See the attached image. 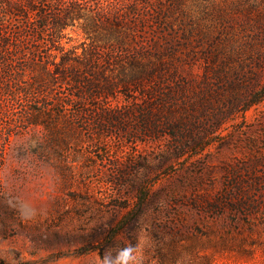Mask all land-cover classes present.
<instances>
[{
    "label": "rangeland",
    "instance_id": "1",
    "mask_svg": "<svg viewBox=\"0 0 264 264\" xmlns=\"http://www.w3.org/2000/svg\"><path fill=\"white\" fill-rule=\"evenodd\" d=\"M27 1L0 0L6 33L24 26L12 8ZM206 3L186 0L199 19ZM66 33L65 49L82 54L83 32ZM14 63L16 72L0 71L13 95L0 92V264H264V101L232 117V70L207 85L203 61L188 60L190 91L175 103L178 157L170 136L140 133L134 113L125 126L97 123L135 102L79 101L61 86L17 94L30 79L19 71L26 60ZM29 108L43 112L39 124ZM204 135L203 152L188 150Z\"/></svg>",
    "mask_w": 264,
    "mask_h": 264
},
{
    "label": "trees",
    "instance_id": "2",
    "mask_svg": "<svg viewBox=\"0 0 264 264\" xmlns=\"http://www.w3.org/2000/svg\"><path fill=\"white\" fill-rule=\"evenodd\" d=\"M198 6L202 19L191 13L186 0H28L12 8L25 20L18 32L6 33L0 17V71L16 72L14 61L26 60L19 71L29 76V84L14 91L25 96L57 86L73 89L79 101L123 96L135 104L122 112L104 111L97 123L102 128L125 126L134 113L140 133L170 136L180 157L186 148L175 103L190 91V79L186 84L183 78H189L191 58L203 61L200 82L207 85L231 79L232 70V117L264 101V85L259 84L264 72V0H210ZM73 28L90 42L82 54L63 45L66 31ZM14 35L22 45L17 55ZM0 92L13 97L11 86L0 83ZM41 114L26 111L28 117H37L29 119L31 125L39 124ZM228 120L226 115L213 126L217 129ZM205 139L190 143L188 150L203 152L209 146Z\"/></svg>",
    "mask_w": 264,
    "mask_h": 264
}]
</instances>
